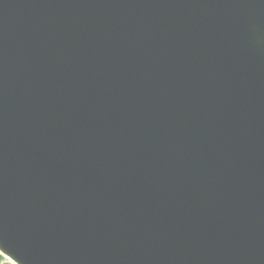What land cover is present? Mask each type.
<instances>
[{
  "label": "water",
  "instance_id": "95a60500",
  "mask_svg": "<svg viewBox=\"0 0 264 264\" xmlns=\"http://www.w3.org/2000/svg\"><path fill=\"white\" fill-rule=\"evenodd\" d=\"M2 264H264V0H0Z\"/></svg>",
  "mask_w": 264,
  "mask_h": 264
},
{
  "label": "rangeland",
  "instance_id": "374dc122",
  "mask_svg": "<svg viewBox=\"0 0 264 264\" xmlns=\"http://www.w3.org/2000/svg\"><path fill=\"white\" fill-rule=\"evenodd\" d=\"M0 255H1V253H0ZM2 257H3V256H2ZM4 260H6L5 257H3L2 259H0V264H2Z\"/></svg>",
  "mask_w": 264,
  "mask_h": 264
},
{
  "label": "trees",
  "instance_id": "16d2710c",
  "mask_svg": "<svg viewBox=\"0 0 264 264\" xmlns=\"http://www.w3.org/2000/svg\"><path fill=\"white\" fill-rule=\"evenodd\" d=\"M3 257H2V255H0V259H2Z\"/></svg>",
  "mask_w": 264,
  "mask_h": 264
}]
</instances>
